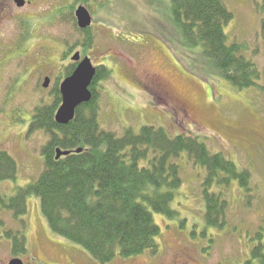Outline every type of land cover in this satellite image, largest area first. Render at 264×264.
Wrapping results in <instances>:
<instances>
[{
	"label": "rangeland",
	"instance_id": "obj_1",
	"mask_svg": "<svg viewBox=\"0 0 264 264\" xmlns=\"http://www.w3.org/2000/svg\"><path fill=\"white\" fill-rule=\"evenodd\" d=\"M28 1L17 9L10 0H0V151L17 165L16 180L0 184L3 195L10 197L41 173L40 152L47 137L27 133L31 114L37 106L52 103L55 84L68 77L65 67L79 53L95 68L110 70L95 85L103 130L119 137L127 128L137 134L148 125L163 127L172 136L194 135L210 152L249 173L247 193L237 183L225 191L226 226L217 230L204 224L201 172L185 165L173 203L179 219L154 215L160 227L158 253L116 257L108 264H249L257 234L264 246V76L257 83L262 91L237 92L213 72L202 71V64L185 67L186 59L172 45L177 31L170 25L168 0ZM262 1L223 3L233 16L224 27L227 43L242 47L243 57L263 71ZM79 6L91 17L86 34L73 20ZM46 77L50 83L44 89ZM10 218L0 210L5 228H19ZM22 220L28 249L17 258L24 264H100L83 248L53 237L37 199L27 200ZM2 232L0 264H8L16 257Z\"/></svg>",
	"mask_w": 264,
	"mask_h": 264
},
{
	"label": "trees",
	"instance_id": "obj_2",
	"mask_svg": "<svg viewBox=\"0 0 264 264\" xmlns=\"http://www.w3.org/2000/svg\"><path fill=\"white\" fill-rule=\"evenodd\" d=\"M78 1L86 4L90 0ZM166 7L170 25L177 31L176 44L172 41V45L188 60H184L185 67L202 64V71L213 72L214 77L226 81L237 92L263 90L257 83L264 76V69L243 57L242 47L227 43L224 27L233 16L223 0H168ZM260 11V30L264 34V0ZM88 29L79 31L86 34ZM74 67H65V76ZM109 74L104 66L96 68L89 87L91 100L79 106L66 125L54 120L61 103L58 83L52 103L33 110L27 133L42 132L47 137L40 152L43 169L35 181L18 187L10 197L0 190V210L19 225L17 229H7L0 219V230L9 241L13 257L27 254L22 218L30 198L39 201L53 237L83 248L100 264H108L116 257L130 259L158 253L160 227L154 215L179 219L173 203L182 185L185 165L201 172L206 228L222 230L226 226L224 212L228 202L224 195L234 183L240 190L249 191L248 171H239L222 154L210 152L197 136H172L163 127L148 125L137 134L127 128L119 137L103 130L97 119L95 85ZM57 149L70 153L55 159ZM78 149L81 152L74 153ZM16 176L15 160L0 151V184L15 181ZM256 238L258 243L250 251L249 264H264L260 234Z\"/></svg>",
	"mask_w": 264,
	"mask_h": 264
},
{
	"label": "water",
	"instance_id": "obj_3",
	"mask_svg": "<svg viewBox=\"0 0 264 264\" xmlns=\"http://www.w3.org/2000/svg\"><path fill=\"white\" fill-rule=\"evenodd\" d=\"M12 2L18 8H22L25 5V0H12ZM76 25L80 30H85L91 25V17L87 10L79 6L74 12ZM71 61L77 63L73 73L66 77L59 85V93L61 96V103L58 107L54 120L59 125H66L74 118L75 110L88 103L91 100V92L89 87L95 77V68L92 66L90 59L84 57L80 59V54L75 53L71 57ZM49 78H45L42 87L46 89L49 86ZM81 149L74 151V153H80ZM70 152L55 151V159L61 156H66ZM8 264H23L20 259H12Z\"/></svg>",
	"mask_w": 264,
	"mask_h": 264
},
{
	"label": "flooded vegetation",
	"instance_id": "obj_4",
	"mask_svg": "<svg viewBox=\"0 0 264 264\" xmlns=\"http://www.w3.org/2000/svg\"><path fill=\"white\" fill-rule=\"evenodd\" d=\"M10 1H11V0H10ZM25 1H26L25 6L30 4V2H29L28 0H25ZM11 2H12V1H11ZM12 3H13V2H12ZM25 6H24V7H25ZM154 83L156 84V81H155ZM157 86H158L159 89H161V90H164V91L166 90L165 86H164L162 83H160V82L157 83Z\"/></svg>",
	"mask_w": 264,
	"mask_h": 264
}]
</instances>
